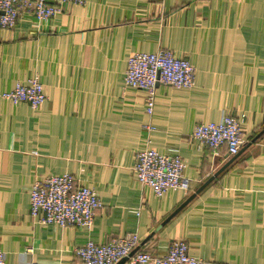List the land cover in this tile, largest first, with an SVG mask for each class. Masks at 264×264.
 Wrapping results in <instances>:
<instances>
[{
  "label": "crops",
  "instance_id": "0c3cea01",
  "mask_svg": "<svg viewBox=\"0 0 264 264\" xmlns=\"http://www.w3.org/2000/svg\"><path fill=\"white\" fill-rule=\"evenodd\" d=\"M160 49L189 60L194 84L158 83L148 115L145 93L126 87L124 74L131 53ZM34 76L46 94L38 108L2 96ZM224 114L242 120L233 156L191 135ZM146 137L182 157L187 190L157 197L138 182L135 152ZM62 173L98 194L88 229L30 216L33 182ZM133 235L152 254L184 240L204 264H264V0H83L41 23L24 15L0 26L6 264H82L75 250L86 241Z\"/></svg>",
  "mask_w": 264,
  "mask_h": 264
},
{
  "label": "built area",
  "instance_id": "2783aa9c",
  "mask_svg": "<svg viewBox=\"0 0 264 264\" xmlns=\"http://www.w3.org/2000/svg\"><path fill=\"white\" fill-rule=\"evenodd\" d=\"M83 0H0V26L12 28L24 15L32 16L37 23L56 15L64 3L80 4ZM158 83L176 88H191L194 84V68L188 59L175 56L170 50L155 52L136 51L127 58L124 84L128 88L145 93L144 109L153 114L155 89ZM4 98L14 102H27L38 108L45 100L43 85L37 76L26 82H17L14 89L4 92ZM241 118L224 114L219 122L196 124L192 137L216 152L224 146L229 155L238 154L243 140ZM147 131L154 128L144 126ZM186 164L178 154L163 153L149 146L146 137L135 152L134 171L141 185L152 189L157 197L170 190H187L188 179L184 176ZM101 206L97 192L78 184L70 173L45 176L35 180L29 191L30 216L38 224L60 227L77 226L90 228L96 210ZM139 239L115 237L106 243L86 241L75 250L82 264H204L188 252L184 240H173L165 253L152 254L139 249ZM0 264H6V253L0 248Z\"/></svg>",
  "mask_w": 264,
  "mask_h": 264
},
{
  "label": "water",
  "instance_id": "95a60500",
  "mask_svg": "<svg viewBox=\"0 0 264 264\" xmlns=\"http://www.w3.org/2000/svg\"><path fill=\"white\" fill-rule=\"evenodd\" d=\"M193 196H191L189 199H191ZM125 260V259H124ZM124 260H122L121 262H124Z\"/></svg>",
  "mask_w": 264,
  "mask_h": 264
}]
</instances>
